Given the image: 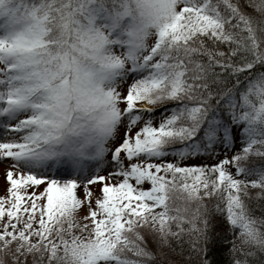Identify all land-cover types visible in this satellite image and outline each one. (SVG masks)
Masks as SVG:
<instances>
[{
	"label": "snow or ice",
	"instance_id": "snow-or-ice-1",
	"mask_svg": "<svg viewBox=\"0 0 264 264\" xmlns=\"http://www.w3.org/2000/svg\"><path fill=\"white\" fill-rule=\"evenodd\" d=\"M0 159V264H264V0H0Z\"/></svg>",
	"mask_w": 264,
	"mask_h": 264
},
{
	"label": "rangeland",
	"instance_id": "rangeland-1",
	"mask_svg": "<svg viewBox=\"0 0 264 264\" xmlns=\"http://www.w3.org/2000/svg\"><path fill=\"white\" fill-rule=\"evenodd\" d=\"M10 167V164L7 162H4V160L0 159V194H3L7 188V180H6V172L7 169ZM50 176L53 175V171L49 170L48 173ZM103 174V173H102ZM93 192L99 191L98 184H93L88 186ZM86 190L83 185L78 187L77 189V195L86 199ZM94 198V197H93Z\"/></svg>",
	"mask_w": 264,
	"mask_h": 264
},
{
	"label": "trees",
	"instance_id": "trees-1",
	"mask_svg": "<svg viewBox=\"0 0 264 264\" xmlns=\"http://www.w3.org/2000/svg\"><path fill=\"white\" fill-rule=\"evenodd\" d=\"M229 154H231V153H229ZM192 162H193V163H200V162H202V161H201V160H197V159H193ZM256 212H257V214H260V209L257 208V209H256ZM184 255H185V257H186V256H187V253L185 252Z\"/></svg>",
	"mask_w": 264,
	"mask_h": 264
}]
</instances>
